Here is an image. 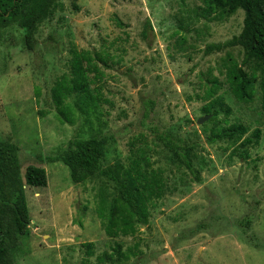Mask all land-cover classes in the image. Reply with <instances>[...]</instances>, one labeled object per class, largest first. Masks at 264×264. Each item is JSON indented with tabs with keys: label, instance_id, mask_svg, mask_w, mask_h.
Returning a JSON list of instances; mask_svg holds the SVG:
<instances>
[{
	"label": "rangeland",
	"instance_id": "1",
	"mask_svg": "<svg viewBox=\"0 0 264 264\" xmlns=\"http://www.w3.org/2000/svg\"><path fill=\"white\" fill-rule=\"evenodd\" d=\"M60 1L64 9L38 28L33 51L23 47L15 27L0 39V141L19 147L23 176L30 165L48 176L46 188L26 186L31 237L14 264H264L259 80L253 101L241 103L224 72L229 59L244 67L243 48L206 54L208 45L241 34L244 11L205 18L204 0ZM72 47L112 55L102 82L109 103L92 123L79 112L74 124L62 123L52 103L56 80L70 72ZM216 78L230 114L220 105L205 112ZM235 124L248 128L238 142L236 135L209 143L214 130ZM155 127L197 145L201 183L156 143ZM257 129L262 134L255 143ZM94 136L116 138L106 164L137 193L138 216L108 179L75 184L64 163L48 162L71 141ZM133 143L164 170L161 197L142 196L129 167Z\"/></svg>",
	"mask_w": 264,
	"mask_h": 264
},
{
	"label": "trees",
	"instance_id": "2",
	"mask_svg": "<svg viewBox=\"0 0 264 264\" xmlns=\"http://www.w3.org/2000/svg\"><path fill=\"white\" fill-rule=\"evenodd\" d=\"M63 9L64 4L60 0H0V39L10 28L15 27L20 32L23 47L33 51L38 28ZM239 10L245 13L241 34L229 41L208 45L206 54L237 46L243 48V65L251 69V72L229 59L225 63V77L233 96L241 103L253 101L256 83L259 80L261 110L264 114V0H204L201 16L211 18L217 13L231 16ZM150 28L151 24L148 22L143 32L145 38L149 37ZM70 55V72L56 80L51 90L52 103L62 123L74 124L76 112L92 123L94 117L102 114V105L109 103L102 82L106 76L104 69L111 67L109 62L112 55L107 49L92 51L77 47L71 48ZM221 86L216 78L207 90L205 99H211L212 103L205 107L206 113L211 114L217 105L225 106L227 114L232 112L230 107L226 106L224 97L218 95ZM145 115L148 118L150 112L146 111ZM213 115L216 117L217 113ZM222 130L223 133L214 130L212 136L208 138L209 143L234 138L236 135L238 136L235 141L238 142L248 132L247 127L236 124ZM152 131L156 143L161 144L171 154L173 162L189 171L195 182L201 183V172L194 164L197 145L157 127ZM261 134L259 129L253 132L256 137L255 143L259 142ZM244 141L250 142V138ZM115 143L114 136L74 140L60 155L48 157L47 160L50 163H64L69 168L71 180L75 184H84L94 176L108 179L118 187L123 202L138 216L137 193L129 190L127 184L120 181L106 164L108 150ZM135 147L136 144L133 143L129 167L142 196L161 197L167 190L164 170L155 169L143 150ZM26 186L46 188L48 186L46 170L40 166L30 165L23 176L19 147L9 139L0 141V264H14V256L20 252L23 243L30 240L31 218ZM253 246L259 247L255 243Z\"/></svg>",
	"mask_w": 264,
	"mask_h": 264
},
{
	"label": "water",
	"instance_id": "3",
	"mask_svg": "<svg viewBox=\"0 0 264 264\" xmlns=\"http://www.w3.org/2000/svg\"><path fill=\"white\" fill-rule=\"evenodd\" d=\"M209 117H211V116L201 118V119L198 121V123H199V124H203V123L205 122V120H207Z\"/></svg>",
	"mask_w": 264,
	"mask_h": 264
}]
</instances>
